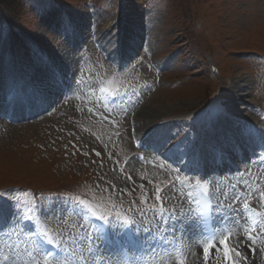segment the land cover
Instances as JSON below:
<instances>
[{
	"label": "rangeland",
	"instance_id": "1",
	"mask_svg": "<svg viewBox=\"0 0 264 264\" xmlns=\"http://www.w3.org/2000/svg\"><path fill=\"white\" fill-rule=\"evenodd\" d=\"M8 1L12 23L0 19V215L10 222L0 224V243L19 245L11 255L32 246L14 229L27 215L68 246L61 264L100 257L80 206L64 195L86 198L114 227L125 219L140 231L151 223L163 229L153 217L165 211L137 208L161 206L157 196L175 223L191 222L178 168L163 158L142 164L135 152L141 137L159 157L184 160L200 144L208 155L218 151V140L227 150L261 149L264 0ZM106 87L117 93L110 110L96 101ZM156 111L164 113L150 118ZM250 166L244 181L206 177L232 216L240 215L235 203L244 193L259 199L264 191L263 164Z\"/></svg>",
	"mask_w": 264,
	"mask_h": 264
},
{
	"label": "bare ground",
	"instance_id": "2",
	"mask_svg": "<svg viewBox=\"0 0 264 264\" xmlns=\"http://www.w3.org/2000/svg\"><path fill=\"white\" fill-rule=\"evenodd\" d=\"M124 37H125L124 39L127 38L126 35ZM218 72H219V70H218ZM3 86L5 88H7L6 85H3ZM241 86H243V85H241V83H237L236 89H239ZM0 91H1V88H0ZM16 105H18V104H16ZM55 105H56V103H55ZM162 113H164V111H156V112H153L152 114H150L149 117L150 118H156V117L160 116ZM227 137H229V135L225 136V138H227ZM145 139H146L145 137H141L137 141V143L142 142ZM224 148L227 149L226 147H224ZM149 149H151V150H148L149 157H151V159H153V161H155L157 163H158L159 159H161V161H162V158H163V159L172 160L173 163H174V164L171 163L172 165H176V166L182 165L181 161L184 159L182 154L173 155V157H171V158H167V157H159L158 158V156H156V155L153 156L152 153H151V151L155 150V147L154 146H150ZM234 155L235 156H239V154L236 153V152H234ZM205 158L207 159V156ZM221 158H222V156H221ZM207 162H208V160H203L202 158H200L196 165L205 164ZM157 165H155V166H157ZM233 167H235V166L233 165ZM185 171H187V169ZM26 219H27V217L25 216L22 219V223ZM7 220H9V218L5 219V221H7ZM243 222L246 225L249 233H246V234L242 235L241 231H243L244 228H245L243 226L236 227V230H239V231H237L236 233L235 232L231 233V237L233 239V245L235 246V248H233V254H234V252L236 250H238L239 253H240V256H237V261L235 262V264H238V262L241 263V264H260L261 260H263V264H264V258L262 259V257L264 256V235L256 234L255 232H251V230H250L251 228L248 227L246 221L243 220ZM17 230H19V229H17ZM188 231H189L188 234L184 233V234L180 235L179 237H177L175 239L174 246H172L170 248V250H168L166 252L167 253L166 255L162 256V258L164 260H168L170 264H181V261H183V264H223V262L225 261V257L223 255V253H222V256L220 254L221 247H220V251H219V248H218V250H214V249H209L208 248V251L206 252L205 251V247L208 245V243L207 242L206 243L203 242L201 231L199 229L192 228L191 226H189ZM0 236H1V233H0ZM249 237H250V239H249ZM23 243H24V241H23ZM3 244H5V243H0V250H1L0 252L3 251V253H5L7 255H11V252L9 250L12 251L14 249V246H19V245H14V246L11 245L12 247H8V244L6 246H3ZM251 247L254 248V250ZM1 248H3V249H1ZM15 250H16V248H15ZM23 250H25V251L16 252L15 254H13V252H12L13 255H11L10 257H8L7 255L0 256V262H2L4 264H17V263L20 264V263H24L27 260V254L30 253V252L32 254L33 252H32V248L30 246L28 248H26L24 246ZM204 251L206 253H209V251H211L210 254H207V256H206L207 258H205V257L203 258V256H202ZM106 256H107V260L109 261V263L119 264V262H117V261L113 262L112 259H109L110 257H112L111 255H106Z\"/></svg>",
	"mask_w": 264,
	"mask_h": 264
},
{
	"label": "snow or ice",
	"instance_id": "3",
	"mask_svg": "<svg viewBox=\"0 0 264 264\" xmlns=\"http://www.w3.org/2000/svg\"><path fill=\"white\" fill-rule=\"evenodd\" d=\"M62 26H63L65 32H71V31H72V25H71V23H70L69 21H67V20H63V21H62ZM53 79H54V80L58 79V74L55 73V72L53 73ZM102 91H103V90H102ZM220 111H221V112L224 111L222 107H220ZM262 199H264V194H262ZM157 200L160 201V203H161L160 211L163 212L164 209H163V199H162V197H161V196H157ZM244 207H245V208H248L249 206H248V204H245ZM126 223H129V222L126 221ZM249 239H250V237H249ZM209 247H211V245H207V246L205 247V251H206V252L208 251V248H209ZM234 255H236V256H240L239 251L236 250V251L234 252ZM205 258H207V257H205ZM181 264H183V261H181Z\"/></svg>",
	"mask_w": 264,
	"mask_h": 264
},
{
	"label": "trees",
	"instance_id": "4",
	"mask_svg": "<svg viewBox=\"0 0 264 264\" xmlns=\"http://www.w3.org/2000/svg\"><path fill=\"white\" fill-rule=\"evenodd\" d=\"M4 2V3H3ZM3 2L0 1V19L6 22L7 24L11 25V14L7 11L5 4L9 3L10 1L4 0ZM21 2L26 3L27 1L21 0ZM3 3V4H2Z\"/></svg>",
	"mask_w": 264,
	"mask_h": 264
}]
</instances>
